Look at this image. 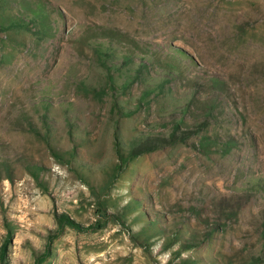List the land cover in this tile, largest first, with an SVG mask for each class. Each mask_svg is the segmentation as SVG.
I'll return each mask as SVG.
<instances>
[{"label": "rangeland", "instance_id": "374dc122", "mask_svg": "<svg viewBox=\"0 0 264 264\" xmlns=\"http://www.w3.org/2000/svg\"><path fill=\"white\" fill-rule=\"evenodd\" d=\"M0 264H264V0H0Z\"/></svg>", "mask_w": 264, "mask_h": 264}, {"label": "trees", "instance_id": "16d2710c", "mask_svg": "<svg viewBox=\"0 0 264 264\" xmlns=\"http://www.w3.org/2000/svg\"><path fill=\"white\" fill-rule=\"evenodd\" d=\"M26 28H27V24L24 21H22L21 19L13 20L11 23H9L6 26V29H9V30H11V29H26ZM163 140H164V143H162V141H160V139H154L152 142L146 140V141H143L141 144L140 143H132L131 148L129 149L128 153L123 152L117 143L116 149H117L118 158H119V160H121L120 165H122L123 163L127 162L131 158H134L135 156H137V155H139L145 151L153 150V149L165 146V145H169V144H173V143L182 141L181 137L177 136L175 132H171L168 139L164 138ZM33 167H35V166H33ZM62 218L65 220H68V222H70V224L75 225L72 221H69L67 216L64 215ZM4 248H5V246H4ZM3 252H2V256H3Z\"/></svg>", "mask_w": 264, "mask_h": 264}]
</instances>
